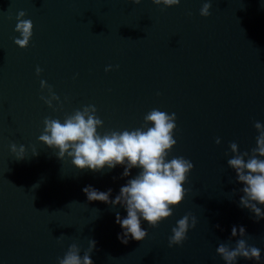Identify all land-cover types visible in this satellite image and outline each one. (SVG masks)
I'll return each instance as SVG.
<instances>
[{
    "label": "water",
    "instance_id": "water-1",
    "mask_svg": "<svg viewBox=\"0 0 264 264\" xmlns=\"http://www.w3.org/2000/svg\"><path fill=\"white\" fill-rule=\"evenodd\" d=\"M205 2L0 0V264H58L73 243L83 256L90 239L93 264H225L216 250L229 241L235 247L233 226L245 228L264 264V220L240 207L243 185L227 165L229 145L251 154L254 123L264 124V0H211L207 18ZM20 11L33 23L26 49L14 43ZM41 80L60 98L52 108L40 99L48 95ZM87 105L103 121L101 134L140 128L154 108L176 114L167 158L182 156L194 169L173 215L157 228L142 222L144 241L121 243L116 213L126 210L89 202L83 192L111 189L115 199L139 169L129 177L123 166L80 171L39 142L46 117L63 121ZM13 143L24 146V159L10 151ZM186 214L196 227L169 247Z\"/></svg>",
    "mask_w": 264,
    "mask_h": 264
},
{
    "label": "clouds",
    "instance_id": "clouds-1",
    "mask_svg": "<svg viewBox=\"0 0 264 264\" xmlns=\"http://www.w3.org/2000/svg\"><path fill=\"white\" fill-rule=\"evenodd\" d=\"M130 2L139 5L141 0ZM152 3L173 7L178 6L181 0H152ZM211 7V0H206L200 9V15L207 18L211 14ZM25 15L24 11H20L16 17L15 31L19 33V38H15L14 43L20 49H26L33 36V23L30 19H25ZM41 71L37 67L36 75L39 76ZM105 71H112V66L105 68ZM40 86L42 91L46 89L48 93L40 99L52 108L53 101L59 102V96L46 81L41 80ZM176 119L175 113L169 114L154 108L144 116V124L140 128L111 130L101 134L98 130L103 128V121L97 115L96 107L87 105L72 114H66L63 121L46 117L39 142L56 151L61 161L66 157L70 159L72 165L80 171L90 170L97 173L105 168L112 170L123 166V177H129L132 169L140 170L120 188L115 199H110L111 189L104 192L90 185L83 189L89 202H101L113 208L119 205L126 210L127 216L123 218L116 213V223L122 229L117 238L127 245L129 238L141 242L148 236L142 222H146L150 228H157L173 215V208L179 206L185 198L183 185L188 182L194 165L182 156L170 160L167 158L176 145ZM254 127L258 133L256 147L251 150V154L247 151L241 153L237 143L232 142L229 145L232 157L228 159L227 165L234 170L237 183L243 185L240 190L243 193L239 201L240 207L253 213L258 222L264 220L261 207L264 206V124L255 122ZM220 143L217 138L216 144ZM10 151L17 160L25 158L23 145L17 148L13 143ZM232 194L235 195V190ZM196 223V218L190 214L179 219L172 228L169 247L183 245L189 229L195 228ZM246 236L243 226L232 227L230 238L239 237L235 247L229 241L221 243L216 250L225 264H236L239 258L259 264L261 250L248 245ZM57 242H62L61 238ZM95 247L96 242L90 239L88 250L81 256V249L73 243L63 258H58V264H93L91 254Z\"/></svg>",
    "mask_w": 264,
    "mask_h": 264
}]
</instances>
